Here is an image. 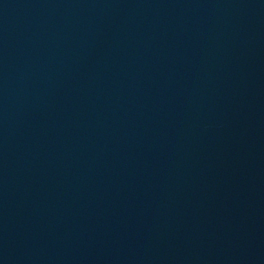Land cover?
Returning a JSON list of instances; mask_svg holds the SVG:
<instances>
[{
  "label": "water",
  "instance_id": "95a60500",
  "mask_svg": "<svg viewBox=\"0 0 264 264\" xmlns=\"http://www.w3.org/2000/svg\"><path fill=\"white\" fill-rule=\"evenodd\" d=\"M0 264H264V0H0Z\"/></svg>",
  "mask_w": 264,
  "mask_h": 264
}]
</instances>
